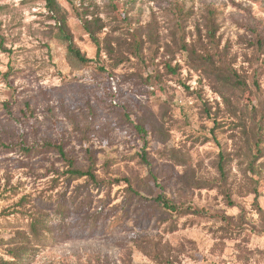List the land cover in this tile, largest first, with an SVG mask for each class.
Listing matches in <instances>:
<instances>
[{"label": "rangeland", "instance_id": "374dc122", "mask_svg": "<svg viewBox=\"0 0 264 264\" xmlns=\"http://www.w3.org/2000/svg\"><path fill=\"white\" fill-rule=\"evenodd\" d=\"M56 1L93 63L0 0V264H264V0Z\"/></svg>", "mask_w": 264, "mask_h": 264}, {"label": "trees", "instance_id": "16d2710c", "mask_svg": "<svg viewBox=\"0 0 264 264\" xmlns=\"http://www.w3.org/2000/svg\"><path fill=\"white\" fill-rule=\"evenodd\" d=\"M70 2H72V0H68ZM47 2V7L49 9V11L53 14V16L57 17V21L59 23L60 26V31L61 34L63 36V39L65 41L68 42L69 44V52L72 56H74L80 63L84 64V65H88L94 62L93 59H89L86 56H84L81 51L79 49H77L75 47V43H74V38L71 35L67 23L65 20L59 18L60 16V9L58 7L57 1L56 0H46ZM81 21L83 23V27L85 29V31L88 33V35L90 36V38L97 44L98 48L100 47V42L99 39L97 37V32L95 31V26L96 24L94 23V21H90L89 19H86L85 17H81ZM98 28V27H97ZM99 56V54H98ZM104 70V69H102ZM237 84L239 86H245V84L242 82L241 79H237ZM139 130L144 131V129L142 127H138ZM55 148H57L59 150V152L63 155L64 151L60 146H55ZM143 161L150 167L148 159L146 157L145 154H143L142 156ZM223 162L224 159L223 157H221V171H222V175L225 176V171L223 170ZM69 170H68V174L72 177V178H83V177H88L91 181H93L94 183H99L97 177L95 176V174L93 173L92 169H89L87 171H83L82 169H78L75 168V165L72 161H69ZM227 198L229 200V202L231 204H233L232 199H231V195H227ZM156 201L158 203H160L161 205H163L165 208H167L170 211L173 212H178L179 208L177 205L174 204L173 201H171L170 199H168L164 194H161L157 197ZM190 212H192V214L195 215H206V211H200V210H193L190 208ZM226 220H230L229 217H226ZM36 227V225H35ZM20 257V255H18L16 252L12 253V258L14 259V261L12 262H4L3 264H14V262L16 260H18Z\"/></svg>", "mask_w": 264, "mask_h": 264}]
</instances>
